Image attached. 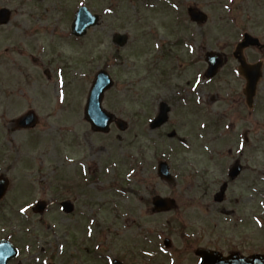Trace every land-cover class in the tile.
<instances>
[{
    "label": "rangeland",
    "instance_id": "rangeland-1",
    "mask_svg": "<svg viewBox=\"0 0 264 264\" xmlns=\"http://www.w3.org/2000/svg\"><path fill=\"white\" fill-rule=\"evenodd\" d=\"M66 1L72 4L64 0H0V8L13 12L10 24L0 27V148L7 149L11 161L0 166V173H7L17 188L19 178H23L19 181L23 192L29 191L26 181H30L38 189L36 196L56 201L46 217H34L29 206L35 196L26 194L16 207L12 198L20 195L16 190L9 202L18 208L20 215L10 221L8 228L16 229L21 238L19 244L25 252L22 264H109L114 259L125 264H160L166 259L161 251L162 235L168 234L173 226L166 225L167 218L149 215L144 202L156 192L165 196L193 193L182 188L181 183L175 186L162 183L156 172L158 159L169 162L177 181H191L195 185L200 181L214 191L226 180V166L233 161L228 151L238 142L230 130L228 136L234 143L220 138L218 132L207 130V116L211 113L223 117L238 110L231 103L241 95L236 74L226 67L215 84L206 86L200 82L193 90L188 76L195 73L196 79L197 74L193 62L186 57L190 51L194 58L197 54L201 56V60L207 50L228 54L246 30L255 36L262 35L264 1L173 0L178 5L187 2L196 5L211 17L209 25L193 29L195 39L187 33L179 34L178 39L182 38L184 45L178 46L176 59L173 43L177 37H171L169 32L176 34L178 21L175 12L166 7L168 0L156 2L161 7L155 11L148 9L155 0ZM230 4L231 12L227 8ZM80 5L103 19L84 40L86 45L69 35L74 7ZM165 21L169 30H165ZM180 23L184 30L186 23ZM117 32L130 35V44H134L129 50L116 51L112 36ZM69 48L84 51L72 52ZM54 56L66 63L63 90L56 79L60 65ZM165 60L168 68L174 67L176 60L178 63L183 60L181 64L188 65L189 74L184 67L181 72L175 71L177 75L171 72L163 85L159 84L157 71ZM147 64H151L155 74L152 83L142 70ZM74 67H77L72 70L74 74L69 73ZM99 68L107 69L115 80L104 106L129 124L126 133L113 128L109 135H95L86 122L87 129L82 130L94 71ZM47 69L53 76L51 79L44 75ZM217 92L220 101L213 102L209 95ZM181 97L201 101L206 119L199 110L196 115L181 111ZM146 99L155 100L154 107L151 102L142 106ZM160 100L174 106L167 125L170 126L151 132L148 120L153 117L152 107L158 110ZM30 109L40 118L37 131L40 136L33 133L28 137L26 132L12 131L13 120ZM71 127L81 131V148L71 145L72 137L76 136L69 137L67 129ZM170 129L177 135L169 137ZM210 147L219 153L214 163L218 167L211 171L207 155ZM253 157L257 158L256 169L264 177V153ZM21 160L24 167L18 163ZM253 163L252 159L250 164ZM203 174L206 177L202 178ZM230 194H241V185H235ZM62 198L78 201L73 217L59 209L57 201ZM179 246L176 243L175 247Z\"/></svg>",
    "mask_w": 264,
    "mask_h": 264
},
{
    "label": "flooded vegetation",
    "instance_id": "flooded-vegetation-1",
    "mask_svg": "<svg viewBox=\"0 0 264 264\" xmlns=\"http://www.w3.org/2000/svg\"><path fill=\"white\" fill-rule=\"evenodd\" d=\"M185 6L187 11L199 8L190 3ZM247 33H249L247 30L243 31L231 51L224 56L225 68L228 67L231 73L236 72L239 77L237 85L240 87L241 95L238 100L231 101L238 110L224 114L223 118L215 113L211 120L214 132L222 129V126L225 130L226 122L229 121L232 135L243 138L244 146L241 147V151L237 147L228 151L229 156L233 158L232 165L241 164V173L235 180L228 178L229 180L224 182L227 184V190L223 196H217L221 187L213 191L200 181H197V185L191 181H180L179 183H187L185 187L193 194L163 196L173 202L170 212H154L153 201L160 195H150L146 198L144 203L147 205L149 215L157 218L169 215L171 220L168 223L175 226L174 230L164 235V239L171 238L169 249L172 253L171 258L160 261L161 264H264L263 174L256 169L258 162L257 158L253 157L258 152H264V32L257 36L249 33L257 40L246 41L239 61L235 58L234 52ZM196 61L200 62L199 57ZM252 85L256 87V92L251 102L248 100L247 91ZM252 141L254 144L248 146ZM248 151L255 153L251 154ZM215 156L217 155L213 149L210 160L213 159L214 163L217 160ZM252 159L254 163L250 164ZM214 163L210 164V171L211 168L218 167V164ZM228 173L229 168L224 175L228 177ZM0 176L6 178L8 175L0 173ZM235 185H241V194H230ZM32 190L30 188L26 194L32 193ZM15 191L20 195L14 197L12 194ZM44 192V195H48V192ZM23 194V190L17 188L11 180L5 198L0 201V242L10 241L21 253L20 236L9 231L7 227V217L16 216L18 208L6 200L13 196L15 200L13 203L17 207ZM40 201L47 203L44 214L47 215L55 202L43 196H36L34 203ZM62 201H71L74 204L78 202L76 199L72 201L70 198H62L58 204L60 205ZM176 243L180 245L178 248L175 247ZM15 263L21 264V260H13L10 264Z\"/></svg>",
    "mask_w": 264,
    "mask_h": 264
},
{
    "label": "water",
    "instance_id": "water-1",
    "mask_svg": "<svg viewBox=\"0 0 264 264\" xmlns=\"http://www.w3.org/2000/svg\"><path fill=\"white\" fill-rule=\"evenodd\" d=\"M2 17L6 20L5 12L1 13ZM197 18V17H196ZM86 19H83L85 21ZM77 29L79 30V33L82 30V26H78ZM123 39H120L122 41ZM111 86V83L107 80L103 74H99L97 76V81L93 87L92 90V97L91 100L93 101L92 104L89 106L87 111V116L89 120L95 125V126H101L103 124V127H100L102 129L106 128V122L107 118L109 117L108 114H105L101 109V100L103 97V93L106 89H108ZM21 121L25 122L26 118H23ZM33 122L32 117L28 120V124ZM165 171V169L163 170ZM69 210V209H68Z\"/></svg>",
    "mask_w": 264,
    "mask_h": 264
}]
</instances>
